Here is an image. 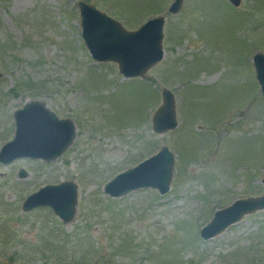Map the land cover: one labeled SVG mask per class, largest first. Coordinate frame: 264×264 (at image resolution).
Instances as JSON below:
<instances>
[{
    "label": "rangeland",
    "instance_id": "1",
    "mask_svg": "<svg viewBox=\"0 0 264 264\" xmlns=\"http://www.w3.org/2000/svg\"><path fill=\"white\" fill-rule=\"evenodd\" d=\"M80 1L128 31L165 16L163 61L131 79L94 61ZM173 1L0 0V150L32 102L76 128L54 161L0 163V264H264V210L200 237L216 211L264 194V93L253 63L264 55V0H183L172 15ZM163 89L175 95L179 126L158 134ZM162 147L175 157L167 194H105ZM64 182L78 187L71 223L48 207L23 210L29 195Z\"/></svg>",
    "mask_w": 264,
    "mask_h": 264
},
{
    "label": "water",
    "instance_id": "2",
    "mask_svg": "<svg viewBox=\"0 0 264 264\" xmlns=\"http://www.w3.org/2000/svg\"><path fill=\"white\" fill-rule=\"evenodd\" d=\"M234 6L240 0H229ZM80 23L82 39L98 63H117L120 73L127 79L143 77L164 59L163 39L165 16L148 20L135 31H128L122 24L95 7L80 1ZM183 0H174L169 8L172 15L178 14ZM257 79L264 93V55L257 54L253 60ZM0 73V79L2 78ZM162 105L153 116V130L161 134L175 130L178 126L176 98L171 90L163 89ZM16 132L12 141L0 150V163L8 165L19 159L51 162L61 157L73 144L76 128L71 120L59 119L43 103L32 102L16 111ZM175 157L162 147L156 154L137 166L128 169L108 182L104 192L113 199L124 197L141 189H155L160 195L170 191ZM20 178L27 177L22 169ZM264 184V174L263 180ZM78 187L74 182L46 185L29 195L23 210L30 212L38 208H50L64 224L71 223L77 212ZM264 210V194L235 201L232 205L216 211L212 221L200 233L208 241L240 222L244 216Z\"/></svg>",
    "mask_w": 264,
    "mask_h": 264
}]
</instances>
